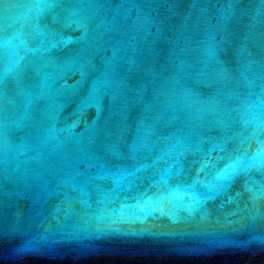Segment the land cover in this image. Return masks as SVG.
<instances>
[{
	"label": "water",
	"instance_id": "obj_1",
	"mask_svg": "<svg viewBox=\"0 0 264 264\" xmlns=\"http://www.w3.org/2000/svg\"><path fill=\"white\" fill-rule=\"evenodd\" d=\"M261 141L264 0H0V264H264Z\"/></svg>",
	"mask_w": 264,
	"mask_h": 264
},
{
	"label": "snow or ice",
	"instance_id": "obj_2",
	"mask_svg": "<svg viewBox=\"0 0 264 264\" xmlns=\"http://www.w3.org/2000/svg\"><path fill=\"white\" fill-rule=\"evenodd\" d=\"M261 146L257 150L256 156L253 157L257 162V167L264 170V141H261ZM241 159L236 157L231 163L227 164L220 172L218 179L226 181V186L237 176L242 170L240 165ZM207 165L205 164L204 167ZM156 186V185H155ZM245 191L249 193V202L256 209L255 219H264V206H261L259 201H264V188H254L251 184L245 185ZM178 189H173L169 193H164L157 188V191L149 195L147 192L140 195L137 199L136 207L140 209V213L136 215V220L139 221L141 216L146 213L155 212L161 216L172 215L170 210L165 206V202L171 203L174 200H181L183 197L177 196ZM183 210V209H182ZM189 214L191 210L189 209Z\"/></svg>",
	"mask_w": 264,
	"mask_h": 264
}]
</instances>
